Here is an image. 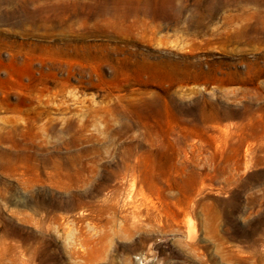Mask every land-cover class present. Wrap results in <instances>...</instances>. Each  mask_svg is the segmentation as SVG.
Segmentation results:
<instances>
[{
	"label": "rangeland",
	"instance_id": "374dc122",
	"mask_svg": "<svg viewBox=\"0 0 264 264\" xmlns=\"http://www.w3.org/2000/svg\"><path fill=\"white\" fill-rule=\"evenodd\" d=\"M260 16L0 0V264H264Z\"/></svg>",
	"mask_w": 264,
	"mask_h": 264
},
{
	"label": "bare ground",
	"instance_id": "6f19581e",
	"mask_svg": "<svg viewBox=\"0 0 264 264\" xmlns=\"http://www.w3.org/2000/svg\"><path fill=\"white\" fill-rule=\"evenodd\" d=\"M250 1H261V2L264 3V0H250ZM111 7H112V8H111ZM112 9H114V10H113L114 12H123V13L126 14V15L129 13V11H127V10H124V11H123V7H122L120 4H118V5H114V6H105L104 9H103V12H104V13H108V12H110V10H112ZM259 22H260L261 24L264 23V20H263L262 16H260V20H259ZM259 32H260L259 27H258V26H254V27H251L248 31H245L244 34L241 36V38L244 39L245 41H248V40H252V41H260L261 39H260L259 37H257ZM250 33L255 34V37H250V35H249ZM150 137H151V136H150ZM152 140H153V138H152ZM146 160H147V159H146ZM155 165H156V164H155ZM151 167H152V166H151ZM151 174H152V172H151ZM148 176H149V175H148ZM156 176H157V175H156Z\"/></svg>",
	"mask_w": 264,
	"mask_h": 264
},
{
	"label": "built area",
	"instance_id": "2783aa9c",
	"mask_svg": "<svg viewBox=\"0 0 264 264\" xmlns=\"http://www.w3.org/2000/svg\"><path fill=\"white\" fill-rule=\"evenodd\" d=\"M157 256L153 254L139 253L133 256L134 264H155Z\"/></svg>",
	"mask_w": 264,
	"mask_h": 264
}]
</instances>
